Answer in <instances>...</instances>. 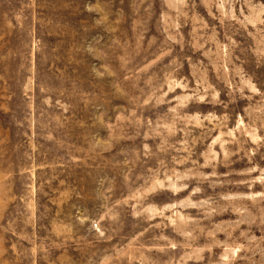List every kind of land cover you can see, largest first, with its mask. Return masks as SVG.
Segmentation results:
<instances>
[{
  "label": "rangeland",
  "instance_id": "obj_1",
  "mask_svg": "<svg viewBox=\"0 0 264 264\" xmlns=\"http://www.w3.org/2000/svg\"><path fill=\"white\" fill-rule=\"evenodd\" d=\"M0 264H264V0H0Z\"/></svg>",
  "mask_w": 264,
  "mask_h": 264
}]
</instances>
